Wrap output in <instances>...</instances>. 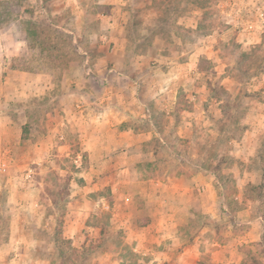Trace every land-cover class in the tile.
I'll return each mask as SVG.
<instances>
[{
    "label": "rangeland",
    "instance_id": "1",
    "mask_svg": "<svg viewBox=\"0 0 264 264\" xmlns=\"http://www.w3.org/2000/svg\"><path fill=\"white\" fill-rule=\"evenodd\" d=\"M75 1L77 4L64 5L61 0H0V52L5 45L12 49L23 40L20 31L29 30L26 22L47 3L52 10H61L67 21L73 17L71 6L79 3L88 10L108 8L92 0ZM208 1L215 15L219 0H153L151 6L161 14L152 33L140 30L139 19L132 17L127 22L128 51L148 55L139 64V75L145 80L139 89L149 117L127 122L119 129L143 131L153 116L160 125L166 123L169 140L177 136L188 142L185 151L193 168L202 165L214 170L219 166L221 177L202 171L206 181L216 186L217 205L212 213L204 216L185 208L189 194L167 193L163 203L148 197L150 182L158 180L148 179L143 172L146 168L138 164L133 175H112L98 173L100 169L90 167L87 156L81 157L77 127L67 123L62 105L66 94L72 93L71 77L62 78V72L77 46L67 35L56 32L62 61L51 62L54 55L41 49L42 55L37 50L27 60L19 57L1 62L2 67L8 64L18 70L57 69L46 94L19 97L10 108L4 105L6 91L0 78V119L7 117L8 122L0 123V264H264V130H250L243 123L255 116L264 122L263 96L255 91L260 88L264 92V78L262 82L254 78L264 72V47L260 45L256 53L247 48L235 51L236 33L245 27L241 19L247 20V16L236 10L230 20H236L238 26L232 34L224 15L205 18L202 5ZM147 2L139 1L140 8H146ZM249 2L264 9V0ZM222 5L226 6V1ZM144 17L150 18L146 12ZM18 19L22 23L15 24ZM213 20L218 24L214 30L209 27ZM190 24L199 28L193 33L183 28ZM9 28H14L13 32ZM142 34L144 41L134 45V39ZM208 34L212 35L209 39ZM154 35L161 40L155 48L150 46ZM261 35L264 40V33ZM215 39L218 57L202 46L207 43L203 40ZM37 40L29 39L28 45L42 48L44 38L38 36ZM80 41V49L87 51L90 59L98 55L86 32H81ZM183 51L200 54L198 62L192 57L190 66H185V57H180ZM168 71L177 78L165 94L154 86ZM159 74L163 77L158 78ZM228 74L231 78L225 79ZM82 86V91L90 87ZM192 105H197V110L188 114ZM62 122L66 125L60 126ZM25 124L28 128L23 134ZM200 155L207 159L202 161ZM220 155H224L223 161L218 160ZM143 161L151 162L153 157L147 153ZM247 170L258 174L245 175ZM178 178L182 177L164 183ZM117 180L127 185H119Z\"/></svg>",
    "mask_w": 264,
    "mask_h": 264
},
{
    "label": "crops",
    "instance_id": "2",
    "mask_svg": "<svg viewBox=\"0 0 264 264\" xmlns=\"http://www.w3.org/2000/svg\"><path fill=\"white\" fill-rule=\"evenodd\" d=\"M37 1L40 2V0ZM92 1L95 5H107L108 8L101 9L96 7L88 10L84 6H80L79 3V5L71 6L73 17L72 20L67 21L63 19L61 10L60 12L54 11L47 3L46 7H42L39 11H34L31 19L32 21L42 19L37 22H49L45 23V25L50 26V29L55 30L57 33H64L69 37L72 45H75V47L77 46L76 50L73 48L75 54H71V57L67 58L68 60L66 59L67 65L62 72V78L66 75L71 77L70 82L72 84H70V91L72 93L69 94V92L66 94V97L63 98L65 102H63L62 105L64 107L63 111L66 109L65 118L68 119L67 123H69L71 127H77L75 131L78 132L80 149L87 154L89 163H91L90 167L93 166L95 170L99 168L100 171L98 173L121 176L127 174L133 175L135 174V165L144 163L143 158L145 154H147L141 151V144L148 142L151 137L157 133L151 120L148 124V131L119 129L121 125L127 122L140 121L149 117V115H147L149 114V109L145 106L144 99L141 97L139 89V87H141V82L145 81L142 80V77L139 75V64L142 63L144 57L148 55L147 53L138 54L131 50L128 51L127 46L131 45V40L127 35V31L129 30L127 22L134 17V19H139L141 31H150L153 30L161 12L151 6L153 0H149V3L147 2L145 5L146 8H140L139 1L141 0ZM225 1L226 6H223L222 4H225ZM225 1L219 0V11L218 13L216 11L215 16L221 18L222 15H224L222 18L227 21L226 25L229 26L228 29H230L232 34H234L236 31L235 28L238 26L236 20H230L234 16L236 10L238 9L244 16H247V20L241 19V23L242 25L244 24L245 27L243 30H239L236 33V39L234 40L235 49L239 52H243V49L247 48L255 52L259 49L260 45L264 47V40L261 35L264 33V30L261 29L260 23L253 21L255 23L251 29L247 26L248 22L251 20L250 16L254 17L253 20H256V17L253 16V11L261 7H257V5H254V3L252 4V2L250 3L249 1L251 0ZM257 1L258 0H256L255 3H258ZM61 2H63L64 5H69V3L77 4L75 0H61ZM147 5L149 6L147 7ZM144 12L150 17L148 18L151 19L150 21L144 17ZM24 19L26 20V17H24ZM146 19L148 21H146ZM52 20H62V22L53 21L52 23ZM17 23H22V20H16L15 24ZM90 25L91 30L88 31ZM147 25L148 28H145ZM183 28H187L193 33V31L199 27L198 24L195 26L190 24L188 27L183 26ZM13 30L9 28L8 31L13 32ZM83 31L86 32V35H89V45L95 48L98 54L92 59L88 56L87 51L80 49L81 32ZM34 33L35 32L31 29L20 31L23 40H19L17 46H13L12 49H10L11 45H5L0 52V78L2 79L3 89L6 91V94L3 95L5 99L4 105L9 106V108L19 97H35L46 94L50 87L48 85L51 84L50 80L55 77L56 66L44 67V70L36 72L35 70L28 69H13L9 67L8 64H4V67L1 66V62L9 63L19 57H25L27 60L26 57L31 58L34 55L33 52L37 50H39L38 52L42 55L40 45H36L35 47L28 45L29 39L36 38V42H38L37 35L31 37ZM216 36L218 37L217 34ZM210 37H212V35L208 34L206 38L209 39ZM144 39L145 37L143 34L142 36L140 35L139 39L138 37L137 40L134 39V45H141ZM159 41H161L160 38L154 35L150 46L155 48ZM202 42H207L205 45H202L205 50H209L210 54L218 57L219 47L217 46L219 44L217 43L219 42H217L216 39L203 40ZM199 55L197 53L192 54L190 51H183L180 57H185V66L188 67L190 66L188 61L191 60L192 57H195L198 62L200 58ZM156 57H158V55H156ZM61 58L62 56L60 53H57V55L55 53V55L50 58V61H62ZM149 59L151 60L154 58ZM224 67L223 74H226L228 67L227 65H224ZM259 74L258 77L255 76L254 78H258L260 80L259 82H262L264 72ZM229 75L230 74L226 75L225 79H230L231 77ZM76 76L78 77L76 78ZM163 76L159 74L158 78L163 77V79L158 82V85L155 84L154 88L166 94V89L171 88V85H173L172 81L177 78V74L168 71L166 74L163 73ZM78 78L80 81L76 80ZM46 79H49V81ZM83 84L90 85L87 91H82L84 87L82 86ZM21 89H24L26 92H20ZM255 91L262 93L261 96H263V103L260 107H262L261 112H263L262 118L264 121V92L260 90V88H257ZM168 92L172 91L169 90ZM251 94L255 95L256 93L253 92ZM81 102L84 104L81 105ZM187 103L190 104L191 102ZM193 110H197V105H192L190 110L187 111L188 114L192 113ZM201 111H203V108H201ZM182 112L186 111L183 109ZM6 118L2 117L0 119L1 125H8ZM11 122L12 120L10 119L9 123ZM191 123L190 121V126ZM243 123L249 125L248 128L250 130L256 131L258 129L257 127H263L262 129L264 130V122L258 119L257 116H255V120ZM59 125L62 126L66 124L62 122ZM262 134L264 135V131H262ZM61 138L63 139V137ZM256 141L257 139L254 142ZM240 142V140L235 141L238 145ZM248 155H250V153ZM104 170L105 172H103ZM247 171L249 172H245V175H250L252 173L258 174V172L254 170ZM203 175L202 172H199L186 180L178 178L173 181H168L167 183H160L159 181L157 183L150 182L149 186H152V191L147 193L146 190H140V193H147L146 195L148 197L159 203L166 202L168 197L167 193L170 192L189 194L191 197L188 199L189 204L185 208H189V210L191 208L192 210L196 209L201 215L208 216L217 205V193L213 185L206 181ZM116 182L119 185H127V182L123 180H117ZM194 190H196V195H193ZM190 217L193 218V214H190ZM6 243H8V241Z\"/></svg>",
    "mask_w": 264,
    "mask_h": 264
},
{
    "label": "trees",
    "instance_id": "3",
    "mask_svg": "<svg viewBox=\"0 0 264 264\" xmlns=\"http://www.w3.org/2000/svg\"><path fill=\"white\" fill-rule=\"evenodd\" d=\"M202 7L205 10L204 16H208V17H205L206 19L215 18L214 17L215 15L213 14V12H211V8H212L211 2L209 1L206 2L204 5H202ZM26 23H29L30 25L29 29L35 32L34 33L35 36L37 35V37L41 36L44 38V40H42L43 41L42 43L44 44L41 45L42 47L41 49L43 50V52H46L47 49H49L50 51H47V53H50L51 55H55V53L57 55V53H59V46H57L55 42L57 41L56 37L58 36V34L56 33L55 30L50 29V26H46L42 22L38 23L36 21H31V22L28 21ZM217 25L218 24H214V20H213V24H211L209 27H211V29L213 30L217 27ZM154 31H155V28H153V30H150L151 33ZM46 41L48 43H46ZM234 49H235V46H234ZM235 51H237V49H235ZM256 52L257 51H255V53ZM223 93L227 96L228 99L231 98V95L228 92L224 91ZM224 114L226 113L224 112L222 108V115L226 116ZM151 117H152L151 121L153 123V126L157 134L153 135L148 142L141 144V151L143 153L151 154V156L153 157V161L147 162V163L144 162L143 164L142 163L139 164L140 167L146 168V171H143V172H145V174L148 175L147 176L148 179H155L158 181L165 182L167 179L171 177L191 178L197 173L202 172L204 170L209 171L216 178L221 177V174L219 173L221 168H219V166L216 167V169L214 170H210V168H207L202 165H198L197 167L193 168L188 158V152L185 151V149L188 147L187 146L188 142L177 136H174L172 138V141L169 140L168 132H166L165 130L166 123L163 125L161 124L162 125L161 126L159 122L155 121V118L153 116ZM27 128H28V124L27 125L25 124L22 128L23 134L26 132ZM148 130H149V125L143 131H148ZM135 131H139V130H135ZM77 153H79V150L77 151ZM85 156H87L85 152L81 153L82 158H84ZM207 157H210V156H207ZM199 158L200 159L202 158L201 155ZM211 158H214V157H211ZM204 159H207V158H204ZM204 159L202 158V161ZM218 160L223 161L224 155H220ZM229 175L230 177H233L231 173H229ZM213 187L216 191V186H213ZM193 216L195 217V214H193Z\"/></svg>",
    "mask_w": 264,
    "mask_h": 264
},
{
    "label": "built area",
    "instance_id": "4",
    "mask_svg": "<svg viewBox=\"0 0 264 264\" xmlns=\"http://www.w3.org/2000/svg\"><path fill=\"white\" fill-rule=\"evenodd\" d=\"M253 16L256 17V22L260 23L261 29L264 30V9L263 8H257L253 11ZM254 22L249 21L247 26L249 29L252 28Z\"/></svg>",
    "mask_w": 264,
    "mask_h": 264
}]
</instances>
